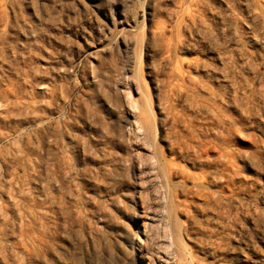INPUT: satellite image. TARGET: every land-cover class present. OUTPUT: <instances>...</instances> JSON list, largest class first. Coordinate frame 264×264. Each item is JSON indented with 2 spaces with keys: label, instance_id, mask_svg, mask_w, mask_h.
I'll use <instances>...</instances> for the list:
<instances>
[{
  "label": "rangeland",
  "instance_id": "374dc122",
  "mask_svg": "<svg viewBox=\"0 0 264 264\" xmlns=\"http://www.w3.org/2000/svg\"><path fill=\"white\" fill-rule=\"evenodd\" d=\"M0 264H264V0H0Z\"/></svg>",
  "mask_w": 264,
  "mask_h": 264
}]
</instances>
